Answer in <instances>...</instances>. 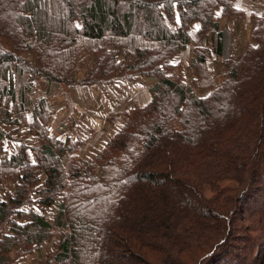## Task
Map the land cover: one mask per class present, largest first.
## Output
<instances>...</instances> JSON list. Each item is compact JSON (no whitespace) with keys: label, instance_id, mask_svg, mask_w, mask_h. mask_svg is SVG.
I'll use <instances>...</instances> for the list:
<instances>
[{"label":"trees","instance_id":"trees-1","mask_svg":"<svg viewBox=\"0 0 264 264\" xmlns=\"http://www.w3.org/2000/svg\"><path fill=\"white\" fill-rule=\"evenodd\" d=\"M245 16L236 0H0V264H264V6L221 60L222 20L238 38ZM117 81L152 99L85 163L53 98Z\"/></svg>","mask_w":264,"mask_h":264},{"label":"rangeland","instance_id":"rangeland-1","mask_svg":"<svg viewBox=\"0 0 264 264\" xmlns=\"http://www.w3.org/2000/svg\"><path fill=\"white\" fill-rule=\"evenodd\" d=\"M237 5L244 6L246 9L245 19L242 20L238 38L233 33V22L229 18L222 20L224 32L231 35V49L229 55L223 56L222 61L227 60L232 55L233 41L236 42V53L241 55L247 46L252 44V31L256 25L258 17L262 14L264 0H237ZM216 19L221 20V12L216 11ZM197 37V36H196ZM237 41H235L236 39ZM197 42L204 45V39L197 37ZM227 53V51H226ZM190 48L184 50L177 58L182 67V81L189 83V63ZM218 80H222L224 69L218 65L215 67ZM92 87V88H91ZM208 91L199 92L200 95ZM149 96V97H148ZM152 99V94L147 85L139 83L115 82L110 85H90V86H68L58 90L53 98L56 104V117L53 122V129L59 128L61 122L69 123L73 119V131L68 136L72 139H80L84 143L79 149V156L85 163L100 150L107 140L119 131L125 124L126 113L135 106L144 107ZM66 127L68 126L65 124ZM62 139L66 138V134L60 135ZM29 144H33L30 138L25 139ZM19 140L10 139L5 143L8 154L15 153L18 150ZM1 157V154H0ZM12 182V181H11ZM11 182L6 185V190H11ZM233 182H224L221 186H233ZM206 196H212V192L207 190ZM0 198H4L2 189L0 188ZM45 213L49 219H53L54 212L46 209ZM52 243H46L42 251L50 249ZM39 253L33 256L20 258L14 264H32L34 258H38ZM160 257V256H159ZM162 257V255H161ZM186 260H191L190 256H185Z\"/></svg>","mask_w":264,"mask_h":264},{"label":"crops","instance_id":"crops-1","mask_svg":"<svg viewBox=\"0 0 264 264\" xmlns=\"http://www.w3.org/2000/svg\"><path fill=\"white\" fill-rule=\"evenodd\" d=\"M237 1V0H236ZM237 3V2H236ZM239 8H242V9H244L245 11H246V9H245V7L244 6H239V5H237ZM217 10H219L220 12H221V14H222V10L221 9H217ZM216 10V11H217ZM216 14V13H215ZM216 17V16H215ZM221 17V16H220ZM202 39H204V38H202ZM205 42H206V40L204 39V42H203V44H205ZM201 42H199V44H200ZM231 45H232V43H231V35L230 34H226V32H224V35H223V56H226V55H229V51H230V49H231ZM233 45H234V41H233ZM226 51H227V53H226ZM92 88V87H91ZM149 97V96H148Z\"/></svg>","mask_w":264,"mask_h":264}]
</instances>
